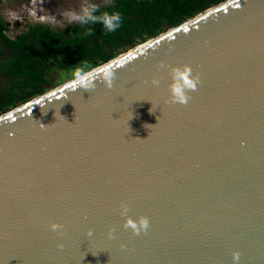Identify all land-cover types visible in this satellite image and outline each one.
Returning a JSON list of instances; mask_svg holds the SVG:
<instances>
[{
  "label": "water",
  "instance_id": "1",
  "mask_svg": "<svg viewBox=\"0 0 264 264\" xmlns=\"http://www.w3.org/2000/svg\"><path fill=\"white\" fill-rule=\"evenodd\" d=\"M160 62L199 74L187 105L166 103ZM106 63L111 89L72 78L0 114V264H264V0H224ZM122 203L147 234L124 230Z\"/></svg>",
  "mask_w": 264,
  "mask_h": 264
},
{
  "label": "trees",
  "instance_id": "2",
  "mask_svg": "<svg viewBox=\"0 0 264 264\" xmlns=\"http://www.w3.org/2000/svg\"><path fill=\"white\" fill-rule=\"evenodd\" d=\"M224 0H114L100 7L121 14L122 26L107 32L99 23L61 29L34 24L9 39L0 19V114L52 87L50 67H96ZM9 84V85H8Z\"/></svg>",
  "mask_w": 264,
  "mask_h": 264
},
{
  "label": "clouds",
  "instance_id": "3",
  "mask_svg": "<svg viewBox=\"0 0 264 264\" xmlns=\"http://www.w3.org/2000/svg\"><path fill=\"white\" fill-rule=\"evenodd\" d=\"M64 18L69 23L80 24H96L99 23L107 32H115L122 26V17L119 12L107 10H101L100 7L85 0L78 11L67 10L63 13ZM41 19H46L41 17ZM167 69V75L171 81L167 86L168 99L166 103L178 104L181 106L187 105L191 100L190 93L195 92L200 84V76L198 73H194L191 66L184 64L178 66L165 65L160 62L157 65V71ZM73 83L76 89L81 91L91 92L95 90L98 85H103L107 89H111L116 79V72L113 69L112 64L106 63L96 67L78 66L74 69ZM151 85L158 87L161 83V78L154 76L151 81ZM42 125V124H41ZM44 126V125H42ZM153 127V126H147ZM129 207L126 203L120 205L119 214L124 219L122 227L124 230H131L133 235L139 236L141 233L147 234L150 228V221L146 216H139L136 219L129 216ZM63 226L59 223H51L49 230L51 232L62 235ZM115 229H109L108 238H114ZM88 236L93 235L92 230L87 233ZM125 245H121V248H125ZM58 250L63 251V245H57ZM241 252L233 251L231 253V259L233 264H239Z\"/></svg>",
  "mask_w": 264,
  "mask_h": 264
},
{
  "label": "rangeland",
  "instance_id": "4",
  "mask_svg": "<svg viewBox=\"0 0 264 264\" xmlns=\"http://www.w3.org/2000/svg\"><path fill=\"white\" fill-rule=\"evenodd\" d=\"M113 1L89 0L99 7H105ZM84 2L85 0H0V19L5 23L4 34L12 39L25 31L29 25L40 24L57 30L67 24H78L69 23L63 13L67 10L78 11ZM73 71L74 69L63 70L50 67L47 79L52 87L46 88V91L72 79ZM5 85H7V79L0 71V88Z\"/></svg>",
  "mask_w": 264,
  "mask_h": 264
}]
</instances>
